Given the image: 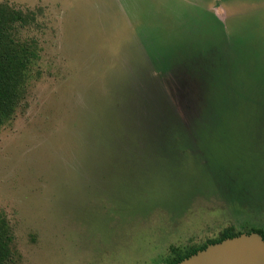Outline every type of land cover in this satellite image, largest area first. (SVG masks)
I'll return each instance as SVG.
<instances>
[{
    "label": "rangeland",
    "instance_id": "rangeland-1",
    "mask_svg": "<svg viewBox=\"0 0 264 264\" xmlns=\"http://www.w3.org/2000/svg\"><path fill=\"white\" fill-rule=\"evenodd\" d=\"M37 42L0 131L12 264H171L264 232V0H0Z\"/></svg>",
    "mask_w": 264,
    "mask_h": 264
},
{
    "label": "trees",
    "instance_id": "trees-1",
    "mask_svg": "<svg viewBox=\"0 0 264 264\" xmlns=\"http://www.w3.org/2000/svg\"><path fill=\"white\" fill-rule=\"evenodd\" d=\"M35 15L24 14L8 4H0V131L10 120H13L18 107L27 93L29 71L39 60L37 42L24 43L18 38L17 28L32 24ZM259 233L264 238V232L254 229L250 233ZM249 232L247 234H250ZM243 233L227 229L217 240L194 248L188 253H178L171 264H177L184 259L204 250L207 246L234 238ZM14 234L5 219L0 221V264H12L14 258Z\"/></svg>",
    "mask_w": 264,
    "mask_h": 264
},
{
    "label": "water",
    "instance_id": "water-1",
    "mask_svg": "<svg viewBox=\"0 0 264 264\" xmlns=\"http://www.w3.org/2000/svg\"><path fill=\"white\" fill-rule=\"evenodd\" d=\"M177 264H264V238L255 232L243 233L209 245Z\"/></svg>",
    "mask_w": 264,
    "mask_h": 264
}]
</instances>
